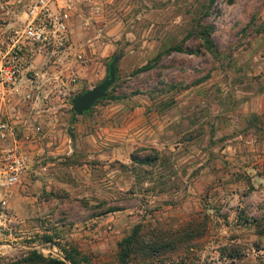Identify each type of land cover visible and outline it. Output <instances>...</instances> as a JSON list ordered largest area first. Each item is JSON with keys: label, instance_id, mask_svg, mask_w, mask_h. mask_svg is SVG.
Masks as SVG:
<instances>
[{"label": "rangeland", "instance_id": "rangeland-1", "mask_svg": "<svg viewBox=\"0 0 264 264\" xmlns=\"http://www.w3.org/2000/svg\"><path fill=\"white\" fill-rule=\"evenodd\" d=\"M106 12L85 38L100 45L96 78L61 115L70 155L52 159L51 183L0 190V264L30 251L122 264L134 232L127 264H264V0H113ZM114 58L115 83L77 116L72 99Z\"/></svg>", "mask_w": 264, "mask_h": 264}, {"label": "built area", "instance_id": "built-area-1", "mask_svg": "<svg viewBox=\"0 0 264 264\" xmlns=\"http://www.w3.org/2000/svg\"><path fill=\"white\" fill-rule=\"evenodd\" d=\"M93 13L97 17L101 13L97 4ZM25 15L23 26L5 33L0 42V190L5 192L21 182L31 160L29 147L47 139L52 148L57 141L56 134L46 130L43 123L60 119L67 106L65 97L72 94L78 82L77 73L66 60L71 58L74 69L87 62L72 46L68 5L60 6L56 0H31ZM42 52L51 68L50 75H44L45 88L34 97L31 90L21 94V77ZM29 102L32 115H21L15 106ZM17 126L21 130L19 139Z\"/></svg>", "mask_w": 264, "mask_h": 264}, {"label": "crops", "instance_id": "crops-1", "mask_svg": "<svg viewBox=\"0 0 264 264\" xmlns=\"http://www.w3.org/2000/svg\"><path fill=\"white\" fill-rule=\"evenodd\" d=\"M30 1L31 0H0V42L3 41L5 33L10 31L11 29L23 26L26 20V6L30 3ZM56 2L60 6L68 5L70 7L71 18L69 26L71 29L72 46L76 51L82 52L85 58L89 61L87 66H77L75 67V70L73 68L74 63L71 58L66 60V64L69 65V67H71V69L77 73L78 85L76 87H82V84H88L92 80H94V78H96V76H94V60L95 57L97 58V56H99L100 52L99 43H88L89 41L87 43L85 42L86 35L88 34L89 29L94 27L91 25V22H95L96 24L105 22V14L108 13L106 12V8L113 2V0H56ZM96 4L101 9V13L98 17L93 13ZM86 9L88 11V15L86 14ZM109 33H112V31H110ZM45 56L46 55H44V52L38 55L35 61L29 67L28 71L24 73V75H22L20 80V84L22 86L21 94L25 93L28 90H31L32 96L34 97L44 90L46 85V78L44 77V75H50L51 72V68L46 64ZM68 96L70 97L71 95ZM67 97H65V100ZM30 106L31 102L27 103L26 105H16L15 108L21 110V115L29 116L32 115ZM61 115H64V112ZM61 120L62 119L60 116V119L56 122L55 120L53 121V119H49L48 122L44 121L43 123L46 127V130H49L57 136V141L54 147H48L47 139L34 146L29 147L28 151L31 160L29 166L27 167L24 175L21 178L20 183L24 185L21 186L22 189L28 185L29 179L34 178V176H43L46 178L48 183H51L52 177L56 174V171L51 168L56 164L51 162L52 159L60 161V158L62 156L70 155V140L62 134L63 130L61 127ZM47 126H49L50 128H48ZM15 133L17 139H19L21 137V130L19 126L15 127ZM53 171L54 173L49 174V172L51 173Z\"/></svg>", "mask_w": 264, "mask_h": 264}, {"label": "trees", "instance_id": "trees-1", "mask_svg": "<svg viewBox=\"0 0 264 264\" xmlns=\"http://www.w3.org/2000/svg\"><path fill=\"white\" fill-rule=\"evenodd\" d=\"M209 28H205L202 29L201 33H200V39L202 41V45L204 46V48L211 52L212 49L214 48L213 42L210 38L209 35ZM179 50V49H177ZM190 53L192 54L193 51H190ZM150 66H144L141 69H139L140 71H145V70H149ZM71 111L73 112V110L71 109ZM74 113V112H73ZM158 159V156L156 154V159ZM152 161L151 159H143L141 161H139L140 164H150ZM46 242H51V239L49 237L45 238ZM139 244L138 239H137V234L134 232L131 235L125 237L119 244H118V248H119V259L120 262L122 264H127V260L131 255L132 250L134 249L135 246H137ZM78 253L76 252H64L63 254L60 255V257L57 258H47V257H43L41 254L37 253L36 251H30L27 254V257L25 259V262L27 264H80L78 259H77ZM64 259H66V262L63 261Z\"/></svg>", "mask_w": 264, "mask_h": 264}, {"label": "water", "instance_id": "water-1", "mask_svg": "<svg viewBox=\"0 0 264 264\" xmlns=\"http://www.w3.org/2000/svg\"><path fill=\"white\" fill-rule=\"evenodd\" d=\"M117 58H114L108 66L107 77L91 90L85 91L72 99V110L77 116H83L91 110V108L100 100H102L106 93L116 80L115 63ZM63 261L66 262V259Z\"/></svg>", "mask_w": 264, "mask_h": 264}]
</instances>
